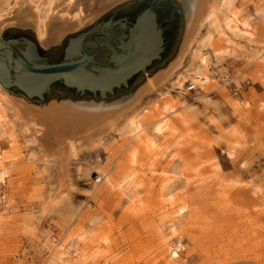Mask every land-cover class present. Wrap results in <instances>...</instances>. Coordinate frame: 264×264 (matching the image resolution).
<instances>
[{
	"label": "rangeland",
	"instance_id": "rangeland-1",
	"mask_svg": "<svg viewBox=\"0 0 264 264\" xmlns=\"http://www.w3.org/2000/svg\"><path fill=\"white\" fill-rule=\"evenodd\" d=\"M94 1L84 14L101 10ZM136 1L97 13L95 21L47 47L31 25L6 26L0 37H23L44 58ZM191 1L179 0L184 21L174 50L134 89L109 101L60 98L45 106L113 107L133 98L180 58ZM14 5L0 0V15ZM220 14L201 29L169 83L143 97L137 115L145 136L133 138L124 122L96 151L72 153L61 176L40 158L32 138L0 114L7 173L0 184L6 197L0 264H264V0H230ZM233 14L245 21L236 34L226 24ZM196 77L205 83L193 84Z\"/></svg>",
	"mask_w": 264,
	"mask_h": 264
},
{
	"label": "bare ground",
	"instance_id": "bare-ground-1",
	"mask_svg": "<svg viewBox=\"0 0 264 264\" xmlns=\"http://www.w3.org/2000/svg\"><path fill=\"white\" fill-rule=\"evenodd\" d=\"M124 1L126 0H98L102 7L99 12L103 13L104 10L113 8ZM93 2L96 1L93 0ZM93 2L91 0H15V5L10 10L8 9L9 11L5 12V15H0V29L6 26L29 27L31 25L37 33L39 43L47 47L60 42L69 32L95 21L98 11L96 14L90 15L83 13L84 6L92 5ZM228 5H230V0H192L187 37L180 58L170 68L151 78L138 94L124 104L105 107L102 106L103 104L98 106L63 101L52 102L45 107H37L9 95L0 88L1 119L10 118L20 130L26 135L28 134L34 143L33 148L35 146L41 155L40 158L42 157L52 170H57V173L59 171V176L62 175V170H67L68 159L72 153L83 150L86 152L96 151L104 138L114 133L118 126L124 122L130 126L133 138L140 137L142 139L145 136L144 128L138 121L137 112L143 97L151 95L169 83L168 81L183 65L193 45L198 41L201 29L208 26L209 23L210 25L216 24L218 15ZM96 8L98 7L96 6ZM75 10L77 14L73 15ZM87 12L89 14L91 10ZM43 13H45L44 17H42ZM244 23L245 21L238 20L235 14L226 18L227 27L232 34H236ZM200 62H204V57L200 58ZM201 83H205L201 78L193 79V84ZM162 129L163 125L161 124L155 128V132L161 134ZM151 141H147L148 144H152ZM6 174L0 157L1 181L6 178ZM63 180L66 181L65 178ZM182 212L183 208L178 211L179 214ZM172 257L173 259L177 258L178 253L172 251Z\"/></svg>",
	"mask_w": 264,
	"mask_h": 264
},
{
	"label": "water",
	"instance_id": "water-1",
	"mask_svg": "<svg viewBox=\"0 0 264 264\" xmlns=\"http://www.w3.org/2000/svg\"><path fill=\"white\" fill-rule=\"evenodd\" d=\"M147 9L138 21L140 31L134 42V51L115 55L112 58L114 66L90 55L86 43L94 55L100 59L107 58L108 53L100 52L97 45L105 43L107 36H112L117 45V41H121L125 35L122 20L133 19ZM153 11L158 13L161 20L167 19L170 23L165 33L167 51L151 71L162 64L176 46L184 21V9L179 0H140L115 10L86 33L70 38L64 61V51L47 52L42 63L36 54L35 45L30 41L23 43L0 37V83L14 95L40 107L45 106L49 99L73 98L103 102L126 94L144 79L147 67L159 58L162 51L163 41L160 35L156 37ZM101 35L105 36L102 38ZM17 47L18 52L15 49ZM141 72L143 74L134 77L127 89L113 93L115 88L127 86L129 80Z\"/></svg>",
	"mask_w": 264,
	"mask_h": 264
},
{
	"label": "flooded vegetation",
	"instance_id": "flooded-vegetation-1",
	"mask_svg": "<svg viewBox=\"0 0 264 264\" xmlns=\"http://www.w3.org/2000/svg\"><path fill=\"white\" fill-rule=\"evenodd\" d=\"M154 11H155V9H153ZM148 11V9L147 10H142L141 12H139L138 14H137V16L135 17V18H133V19H130V18H128V19H124V20H122V22L125 24V27L123 28V31H124V33H125V35H123V38L121 39V41H117L118 42V44L116 45L115 44V41H114V39H113V37L112 36H110V37H108L107 36V38H108V40L106 39V41H105V43H102L101 42V44H98L97 45V49L100 51V52H105V53H108L107 54V58H105V59H100L97 55H94L91 51H90V49H89V47H88V45H87V43H86V48H87V50H88V52L90 53V55H92V56H95L98 60H100V61H103V62H105V63H109V64H111L112 66H114V64L112 63V58L115 56V55H122V54H126L128 51H130V50H132V51H134V48H135V46H134V42H135V40H137V37H138V33H139V31H140V28H139V26H138V21H139V19H140V17L145 13V12H147ZM153 11V14H154V16H155V34H156V37L158 38V35H160L161 36V38H162V41H163V44H162V51H161V53H160V55H159V58H156V59H154L152 62H151V64L147 67V69H146V72L147 71H149L152 67H153V65L156 63V62H158V61H161L162 59H163V57H164V55H165V53H166V51H167V42H166V37H165V33H166V31H167V28H166V26H168L169 25V23H170V20H161V17L158 15V13H156V12H154ZM94 30H102V29H94ZM105 35H101V37L103 38ZM5 39V38H4ZM5 40H18V41H22L23 43H26V42H28L25 38H23V37H19V38H15V39H5ZM123 40V41H122ZM116 42V43H117ZM119 44H121V45H123L122 47H120V46H118ZM67 45H68V43H67ZM67 45H66V47H67ZM20 47V46H19ZM19 47H17V48H15L16 49V51L18 52V49H19ZM66 47L64 48V52H63V59H62V61H64L65 60V50H66ZM36 54L38 55V56H40L39 54V50L36 48ZM22 56V55H21ZM41 58V57H40ZM42 59V58H41ZM42 63H44V59H42ZM140 74H143L142 72L141 73H138V74H136L135 76H133L130 80H129V82H128V85L127 86H122V87H120V88H115L114 89V92L113 93H115L116 91H118V90H120V89H127L128 87H129V85L131 84V82H132V80L134 79V77H136L137 75H140ZM74 90V89H73ZM75 92H76V90H75ZM77 93V92H76ZM113 93H108V95L109 94H113Z\"/></svg>",
	"mask_w": 264,
	"mask_h": 264
},
{
	"label": "built area",
	"instance_id": "built-area-1",
	"mask_svg": "<svg viewBox=\"0 0 264 264\" xmlns=\"http://www.w3.org/2000/svg\"><path fill=\"white\" fill-rule=\"evenodd\" d=\"M5 179H6V178H5ZM5 179H4L3 181H1V179H0V184H1V185L4 184ZM5 201H6V197H5V195H4V194H0V205H3V204L5 203Z\"/></svg>",
	"mask_w": 264,
	"mask_h": 264
}]
</instances>
